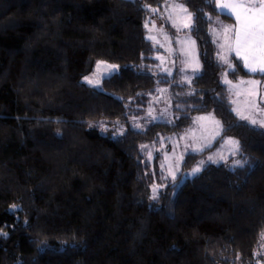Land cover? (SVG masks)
Masks as SVG:
<instances>
[{
	"label": "trees",
	"instance_id": "obj_1",
	"mask_svg": "<svg viewBox=\"0 0 264 264\" xmlns=\"http://www.w3.org/2000/svg\"><path fill=\"white\" fill-rule=\"evenodd\" d=\"M170 1L0 0V264H257L264 130L238 122L220 81L214 0L182 1L195 17L198 76L176 84L163 73L156 58L163 50L147 39L145 22ZM230 60L232 81L264 79ZM98 61L119 71L96 89L80 78ZM160 88L178 119L120 139L89 127L128 124ZM206 113L220 121V136L165 179L162 153L148 159L142 146H158ZM226 138L239 142L240 166L208 164L183 179Z\"/></svg>",
	"mask_w": 264,
	"mask_h": 264
},
{
	"label": "rangeland",
	"instance_id": "obj_2",
	"mask_svg": "<svg viewBox=\"0 0 264 264\" xmlns=\"http://www.w3.org/2000/svg\"><path fill=\"white\" fill-rule=\"evenodd\" d=\"M173 1L175 3V2H182L183 0H173ZM161 12H163V10ZM161 12H160L159 20H157L158 18L153 19L154 21L152 20V27L151 28H149L150 26L148 25L147 34L148 33L152 34V30L150 32L149 29L153 28V23L156 25V27L153 28V29H156L155 31H159V29L163 28V31H165L167 29L168 30L171 29V30H174L176 33H178L177 28L173 27L171 20L168 19L169 13H166L163 15V13H161ZM175 15L176 14L174 13L173 19H175ZM225 20H226V18H224L220 15L214 16L211 20L210 29L215 28L217 30V32H221L222 31L221 24L217 23V21L222 22V24H224V25H228V24H226ZM166 23H167V25H169V27L165 26ZM210 32H211V35L213 37V42L215 41L214 44L216 47L217 56H218V53L223 52L230 59V57L233 54L228 52L226 48L221 49L219 47V45L224 43L223 37L222 36L218 37L212 31H210ZM159 33L160 34L156 35V38L160 39L161 42H165L164 35H162L160 31H159ZM185 33H188L190 35L189 30H186ZM192 39L195 40L193 37H192ZM172 41H173V44L171 43ZM172 41H170V44H169V47H170L169 53L170 54L174 53V55L177 56L179 54L178 53L179 49L187 47V45L183 43L185 41V39H183V38H180V39L174 38ZM197 56L199 58L200 71H201L199 47H198V55ZM180 58L181 59L177 63V65L174 64V68H169L168 66H162V71L164 74L168 75L169 77L175 76L174 83H176V84H180L179 83L180 80H182L184 84H190L193 81V79L196 76H198L200 71H199V73H194L191 70V68H187L184 71H181V69L184 68L183 61L186 59V57L181 54ZM222 64L224 65L225 69L223 70L222 74L220 75V81L226 87L227 95H228L229 101L231 103V107L232 108L233 107H239L241 110H243L245 112L246 115L250 114V112H251V115L253 116V118H255L257 120H264V112L251 111L245 105V100L249 99L248 97H246L243 94L237 95V93H243L244 90L247 88V85L239 84V81L241 79H243V80L257 79V80L262 81L259 95H260V97H264V79L263 78H254V77H238L236 79V81H232L230 79L231 77L229 74L232 70L228 69L226 64H224V63H222ZM112 65H114V64H112ZM164 69H170L171 75H169L168 72L165 71ZM97 73L99 74L100 84L98 87H94L93 85H90L85 80V77H90V78L96 79L97 77L94 74H97ZM115 73H118V72H115ZM115 73H112L110 75H104L103 67H101L98 70L97 63H96L92 72L81 77L80 82L83 84H86L90 87L99 89V88H101L102 81L104 79L112 76ZM226 73H227V79L232 81L231 85L226 84L224 82ZM250 74H256V73H250ZM185 78H190L191 82L190 83L187 82L185 80ZM161 89H163V88L158 89L157 94L152 98V101L149 104L148 108L146 109V112L139 117L129 118L128 124L99 120V121L90 122L89 127L97 129V131L101 135H109L112 139H120L125 135V133L127 132L128 129H132L135 131H145L153 123H156V122L167 123V122H172L174 119H178L180 114H177L173 111L171 104H170V99H169L170 95H169L168 91H166L165 89H163L165 91H160ZM232 101H236V103L232 104ZM262 107H264V105H262ZM149 111H151L152 116L157 117V119L153 120L152 116L148 115ZM209 114H211V113L195 115L192 118L191 124L188 127V129H186L184 132H180L178 134L168 136L167 138H165L166 140L163 139L159 143L158 146H154L153 148L143 147L144 155L148 159H149V153H151V159H152V157L155 156L157 151L162 153V155H163V170L165 173V179H167V180L175 179L180 174L181 164L183 163V161L187 155L199 154V153H202V152L208 150L209 148H211L213 146L214 142L218 139V137L221 134V124H220V128L217 129L216 125L211 120H198L197 119L198 117L208 116ZM211 115L215 118V120H218L213 114H211ZM234 115L236 116V119L238 120V122L248 123L250 126H252L254 128L264 130V128H260L259 126L251 125L248 121L240 120L235 113H234ZM136 125H140V127L138 128V127H136ZM217 131H219V135L216 134ZM193 147H195L196 149H199V151H193ZM233 148H234V146L233 147H231L230 145L225 146V145H223V142H222L221 146H219L218 148L213 149L211 151H208L206 155L201 157V159L199 160L198 164L195 167L199 166L200 169L202 170L203 167L208 165V164L224 165L227 167L240 166L241 164L237 165L235 163L236 161H240L239 157H238L239 151H237L235 153V155H233ZM209 157H211L212 159H209ZM228 158H230V160H228ZM192 169H190L189 171H187L183 174V179L191 178V177H193V176H195L201 172V170H200L199 172H197L193 175ZM170 171L175 172V178H173V176L169 174ZM154 185L157 186L156 193H155L156 199H152L153 186ZM154 185L151 187V195H150V201L151 202H155L158 199L159 193L162 190H164V187H165V184L163 182L155 183ZM262 235H264V233ZM261 253H264V239H262V236H261L260 240L258 241V243L256 244L255 249H254V254L258 258V261L256 262L257 264H260L261 259H259V257L262 255Z\"/></svg>",
	"mask_w": 264,
	"mask_h": 264
},
{
	"label": "snow or ice",
	"instance_id": "obj_3",
	"mask_svg": "<svg viewBox=\"0 0 264 264\" xmlns=\"http://www.w3.org/2000/svg\"><path fill=\"white\" fill-rule=\"evenodd\" d=\"M209 3H212L213 0H208ZM215 8L219 12H227V14L234 18L235 24L224 25L222 22L217 21L221 24V32H217L215 28L210 29L215 35L222 36L224 43L219 45L221 49H227L228 52L233 53L236 60L242 61L243 68L247 70L248 73H259L264 77V0H214ZM172 11L168 15V19L171 20L173 27L177 28V31L180 29H187L189 31L195 28V17L193 13L189 12L188 9L184 6L182 2H175L171 5H168ZM152 12H156L157 9H150ZM173 13H175V19H173ZM182 14V15H181ZM207 15V14H205ZM211 19V17H209ZM145 27H148V22H145ZM156 25L153 23V28ZM152 29H149L151 32ZM162 35H164L165 40H168L167 33L163 31V28L159 29ZM147 39L155 41L156 44H160L156 37L149 35ZM215 42V41H214ZM187 47L182 48L181 54L186 57L183 61L184 68L181 71H184L187 68H191L194 73H199L200 63L199 58L196 55V41L192 39L191 35H188L186 40L183 42ZM161 47H164L163 44H160ZM157 59L163 60L162 57H157ZM218 59L227 65L228 69L235 72L236 65L228 58L223 52L218 53ZM103 67L104 75H110L112 73L118 72L119 67L117 65L107 64L104 61L97 62L98 70ZM171 75L170 69H164ZM96 75V79L85 77V80L94 87H98L100 84L99 74ZM187 82H191L190 78H185ZM183 82V81H182ZM226 84L231 85L232 81L227 79V73L225 74ZM261 80L249 79L239 81L241 85H247V88L243 93H237V95H245L249 99L245 100V105L251 111L264 112V97H260L261 89ZM160 91H165L161 89ZM236 103V101H232ZM232 111L237 115L240 120L248 121L253 126H259L264 128V120H257L253 118L250 114L246 115L243 110L239 107H233ZM149 116H152V112L149 111ZM152 119L155 120L157 117L152 116ZM198 120H211L217 127L220 128V121L215 120V118L209 114L208 116L198 117ZM140 127V125H136ZM219 135V131L216 133ZM226 143L232 144L233 155L239 151V142L236 140H228ZM146 147V146H142ZM193 151H199L193 147ZM149 159H151V153H149ZM209 159H212L209 157ZM202 163V162H201ZM237 165H240V161L235 162ZM201 169L199 166L192 169V174L199 172ZM170 175L175 178V172L170 171ZM156 188L153 186V196L152 199H156ZM264 239V235H262ZM264 255V253H261Z\"/></svg>",
	"mask_w": 264,
	"mask_h": 264
},
{
	"label": "crops",
	"instance_id": "obj_4",
	"mask_svg": "<svg viewBox=\"0 0 264 264\" xmlns=\"http://www.w3.org/2000/svg\"><path fill=\"white\" fill-rule=\"evenodd\" d=\"M174 1L171 0L166 6H165V9H163V15L166 14V13H170L172 11V9L168 6V5H171L173 4ZM222 17L224 16V18H226V24H235V20L234 18L230 17L227 12H219ZM174 14V13H173ZM161 18V17H160ZM159 20V18L157 19ZM149 28L152 27V22L151 24H149ZM167 26V25H165ZM156 29H153L152 28V34L148 33V36L151 35V36H154L156 37L157 34H160L159 31H155ZM187 29H181L178 31V33H176L174 30H165L164 32L167 33V36H168V40H165V42H161L160 39L156 38V40H158L160 42V44H163L164 47H161L160 44H156L155 41L151 40L152 42H154L160 49L163 50V53H160L157 57H162L163 60L161 59H157L158 63L161 65V66H168L169 68H174V64L177 65V63L180 61V56H181V49L178 50V55H174V53H169L170 52V47H169V44H170V41H172L174 38H183L186 40L187 36L189 35L188 33H185ZM174 37V38H173ZM173 44V41L171 42ZM178 48V47H177ZM233 54V53H232ZM196 55H198V45L196 44ZM234 55V54H233ZM156 57V58H157ZM180 84H184L182 82V80H180L179 82ZM233 104V103H232ZM228 140H234L232 138H226L224 141H223V145L227 146V145H230L231 147H233L232 144H229V143H226V141ZM222 145V144H221ZM220 145V146H221ZM228 160H230V158H228Z\"/></svg>",
	"mask_w": 264,
	"mask_h": 264
}]
</instances>
